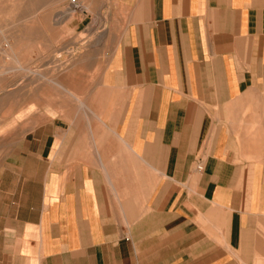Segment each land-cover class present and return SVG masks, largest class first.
<instances>
[{
    "label": "crops",
    "instance_id": "0c3cea01",
    "mask_svg": "<svg viewBox=\"0 0 264 264\" xmlns=\"http://www.w3.org/2000/svg\"><path fill=\"white\" fill-rule=\"evenodd\" d=\"M112 4L6 67L0 264H264V0Z\"/></svg>",
    "mask_w": 264,
    "mask_h": 264
},
{
    "label": "rangeland",
    "instance_id": "374dc122",
    "mask_svg": "<svg viewBox=\"0 0 264 264\" xmlns=\"http://www.w3.org/2000/svg\"><path fill=\"white\" fill-rule=\"evenodd\" d=\"M115 1L112 0L113 4L103 12L106 26L118 17L119 10ZM73 2L78 3L75 9L72 8ZM92 2L94 0H0V6L6 8L0 10V92H4L6 67L10 66L11 62L18 63L20 60L21 45L28 38V30L40 28L45 30L41 36H52L54 30L59 29L57 25L59 13L72 16L90 13L93 9L90 5ZM38 15H44L46 19L38 21ZM91 39L93 38L87 37L85 33H79L78 42L81 47ZM24 49L27 53L26 43Z\"/></svg>",
    "mask_w": 264,
    "mask_h": 264
},
{
    "label": "bare ground",
    "instance_id": "6f19581e",
    "mask_svg": "<svg viewBox=\"0 0 264 264\" xmlns=\"http://www.w3.org/2000/svg\"><path fill=\"white\" fill-rule=\"evenodd\" d=\"M72 5H73V6H72L73 9H75V8L78 7V3L76 4V3L73 2ZM2 9L5 10L6 8H3V7L0 6V10H2ZM61 16H62V15H61ZM0 52H1V51H0Z\"/></svg>",
    "mask_w": 264,
    "mask_h": 264
},
{
    "label": "built area",
    "instance_id": "2783aa9c",
    "mask_svg": "<svg viewBox=\"0 0 264 264\" xmlns=\"http://www.w3.org/2000/svg\"><path fill=\"white\" fill-rule=\"evenodd\" d=\"M73 1V0H72Z\"/></svg>",
    "mask_w": 264,
    "mask_h": 264
}]
</instances>
